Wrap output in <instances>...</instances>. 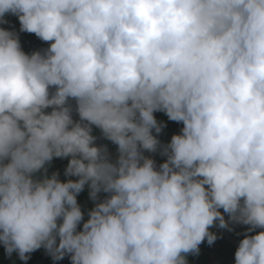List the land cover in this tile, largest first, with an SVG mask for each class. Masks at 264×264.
<instances>
[{
	"label": "clouds",
	"instance_id": "1",
	"mask_svg": "<svg viewBox=\"0 0 264 264\" xmlns=\"http://www.w3.org/2000/svg\"><path fill=\"white\" fill-rule=\"evenodd\" d=\"M7 13L42 55L0 29L1 253L187 264L206 239L213 261L227 242V264H264V0H0ZM156 111L184 125L162 165L144 151ZM69 155L78 182L39 175Z\"/></svg>",
	"mask_w": 264,
	"mask_h": 264
},
{
	"label": "trees",
	"instance_id": "2",
	"mask_svg": "<svg viewBox=\"0 0 264 264\" xmlns=\"http://www.w3.org/2000/svg\"><path fill=\"white\" fill-rule=\"evenodd\" d=\"M1 19H6L2 25L0 26V29H3L5 31H9L15 34V36L18 38L20 47L23 48V46L35 53V52H41V44L42 40L40 38H36V35L34 33H28L21 31V24L19 21V18L17 15L7 13L3 17H0ZM45 42V41H44ZM54 41H52L53 43ZM50 42H45V45L47 48L50 47ZM157 124L161 127V131L159 133L156 132L155 129H152V135L155 137V139L158 141L156 151H148L143 150L148 153L155 162H158L160 165L168 162V156L171 154L170 149H168V145L171 143V139L174 135H181L182 129L184 127L183 122H176L169 120L168 116L163 111H156L153 113ZM71 119L73 120V123L76 124L75 118L70 112ZM177 123V124H176ZM173 125L178 126V128H172ZM94 131L98 137V139L104 143V145L111 147V148H119V146L115 143H113L111 140H109L103 131L94 125ZM92 146V145H91ZM101 155L104 156V154ZM79 155H77L75 158H77ZM105 157V156H104ZM106 158V157H105ZM73 157L71 155L65 156V157H56V161L53 162H46L43 168L38 170V173L40 176L45 177V179L52 178L53 174H56L57 179L61 183H67L69 181L72 182H78L81 178L74 179L73 175H67L66 170L68 169V165L70 160H72ZM107 162L111 163L113 165H117V161L112 162L109 161L108 158ZM87 163V161H85ZM118 166V165H117ZM42 181V180H40ZM91 181L87 182L85 185L87 187H90ZM207 188V186H205ZM104 192V191H101ZM90 207H93L92 205ZM224 212H221L223 215ZM224 219H225V215ZM77 228L83 229V226H78ZM210 232L213 234L216 233V228L212 226L209 229ZM1 245V243H0ZM3 245V243H2ZM4 246V245H3ZM210 245L207 243V240L200 244L199 246V252L196 254H188L186 256L187 264H227L230 261H235V253L236 249L229 243L224 242L221 247L216 250V259L213 261L210 257ZM36 258H33L31 253L26 254L28 255L29 259L27 262L29 264H72L71 262V256L66 258V255L60 259V260H54L53 257L48 253H46V250L42 247L36 251ZM19 261L21 259L19 258V255L17 252L11 253V255L3 254L0 252V264H20Z\"/></svg>",
	"mask_w": 264,
	"mask_h": 264
},
{
	"label": "water",
	"instance_id": "3",
	"mask_svg": "<svg viewBox=\"0 0 264 264\" xmlns=\"http://www.w3.org/2000/svg\"><path fill=\"white\" fill-rule=\"evenodd\" d=\"M29 56H31V55H29ZM69 101H70V103L68 104L69 109H70V111L73 113V115L75 116L77 122H78L82 127H85V126H86V127H88V128L91 129V131H90V135L94 138V139H93L92 146H95V145H96L95 147H98V149L102 152V154H104V156H105L106 158H119V157H120V152H119V151L113 152V151L107 149L104 145H102L101 142H98V141L96 140L95 136L93 135V130H92V128H91L89 122L86 121V120H81V118H80V116H79V114H78V110H77L78 106H77V104H76V102H75V99L69 97ZM143 158H147V157L144 156ZM147 159H149V158H147ZM142 164H143V159L140 160V165L142 166ZM154 170H156V171L159 172V171L161 170L160 165L154 163ZM214 225H215L217 228H221V227H219V221L214 222ZM221 229H223V228H221ZM230 242L233 243V241H231V240H230ZM237 246L239 247V245H237Z\"/></svg>",
	"mask_w": 264,
	"mask_h": 264
},
{
	"label": "rangeland",
	"instance_id": "4",
	"mask_svg": "<svg viewBox=\"0 0 264 264\" xmlns=\"http://www.w3.org/2000/svg\"><path fill=\"white\" fill-rule=\"evenodd\" d=\"M214 244H215L216 247H220V245H221L220 238L217 237V239L214 241Z\"/></svg>",
	"mask_w": 264,
	"mask_h": 264
}]
</instances>
